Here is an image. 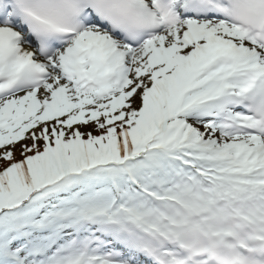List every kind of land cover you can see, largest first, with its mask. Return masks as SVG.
Listing matches in <instances>:
<instances>
[{"label":"snow or ice","instance_id":"snow-or-ice-1","mask_svg":"<svg viewBox=\"0 0 264 264\" xmlns=\"http://www.w3.org/2000/svg\"><path fill=\"white\" fill-rule=\"evenodd\" d=\"M0 264H264V0H0Z\"/></svg>","mask_w":264,"mask_h":264}]
</instances>
